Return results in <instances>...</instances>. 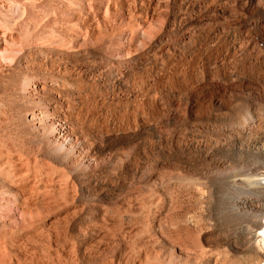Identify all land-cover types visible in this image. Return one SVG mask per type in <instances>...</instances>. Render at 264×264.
I'll list each match as a JSON object with an SVG mask.
<instances>
[{
    "label": "bare ground",
    "instance_id": "6f19581e",
    "mask_svg": "<svg viewBox=\"0 0 264 264\" xmlns=\"http://www.w3.org/2000/svg\"><path fill=\"white\" fill-rule=\"evenodd\" d=\"M0 264H264V0H0Z\"/></svg>",
    "mask_w": 264,
    "mask_h": 264
},
{
    "label": "rangeland",
    "instance_id": "374dc122",
    "mask_svg": "<svg viewBox=\"0 0 264 264\" xmlns=\"http://www.w3.org/2000/svg\"><path fill=\"white\" fill-rule=\"evenodd\" d=\"M163 18V17H162Z\"/></svg>",
    "mask_w": 264,
    "mask_h": 264
}]
</instances>
